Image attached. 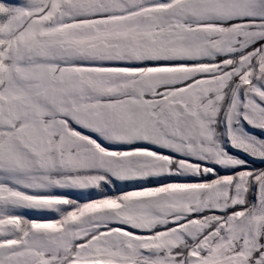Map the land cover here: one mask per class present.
<instances>
[{"label": "snow or ice", "instance_id": "6c2138e0", "mask_svg": "<svg viewBox=\"0 0 264 264\" xmlns=\"http://www.w3.org/2000/svg\"><path fill=\"white\" fill-rule=\"evenodd\" d=\"M0 264H264V0H0Z\"/></svg>", "mask_w": 264, "mask_h": 264}]
</instances>
